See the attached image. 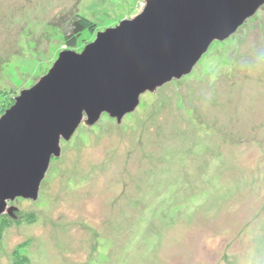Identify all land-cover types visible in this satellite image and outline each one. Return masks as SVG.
Returning <instances> with one entry per match:
<instances>
[{"label":"rangeland","instance_id":"obj_1","mask_svg":"<svg viewBox=\"0 0 264 264\" xmlns=\"http://www.w3.org/2000/svg\"><path fill=\"white\" fill-rule=\"evenodd\" d=\"M144 6L0 0V118L61 52ZM60 147L38 199L0 217V264H264V5L121 123L102 114Z\"/></svg>","mask_w":264,"mask_h":264},{"label":"water","instance_id":"obj_2","mask_svg":"<svg viewBox=\"0 0 264 264\" xmlns=\"http://www.w3.org/2000/svg\"><path fill=\"white\" fill-rule=\"evenodd\" d=\"M264 0H145L135 17L96 34L82 53L58 59L0 118V217L16 218L17 198L35 202L52 157L78 127L102 114L121 123L140 96L189 75Z\"/></svg>","mask_w":264,"mask_h":264},{"label":"trees","instance_id":"obj_3","mask_svg":"<svg viewBox=\"0 0 264 264\" xmlns=\"http://www.w3.org/2000/svg\"><path fill=\"white\" fill-rule=\"evenodd\" d=\"M84 19L74 18L71 22H69L68 26L70 28L69 34L66 35V45L71 48L75 46L76 38L80 35L81 31L84 29ZM67 26V27H68ZM238 141V140H237ZM241 143L242 141H238Z\"/></svg>","mask_w":264,"mask_h":264}]
</instances>
